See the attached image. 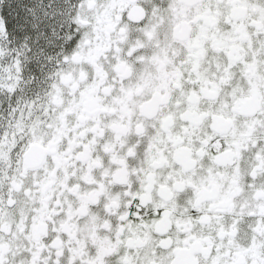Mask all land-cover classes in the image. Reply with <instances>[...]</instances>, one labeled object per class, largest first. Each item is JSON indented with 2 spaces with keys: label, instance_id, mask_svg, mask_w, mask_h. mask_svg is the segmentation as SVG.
Masks as SVG:
<instances>
[{
  "label": "snow or ice",
  "instance_id": "1",
  "mask_svg": "<svg viewBox=\"0 0 264 264\" xmlns=\"http://www.w3.org/2000/svg\"><path fill=\"white\" fill-rule=\"evenodd\" d=\"M0 264H264V0H0Z\"/></svg>",
  "mask_w": 264,
  "mask_h": 264
}]
</instances>
